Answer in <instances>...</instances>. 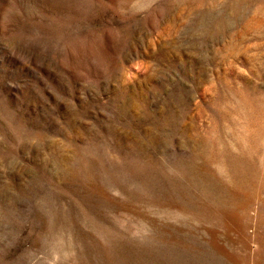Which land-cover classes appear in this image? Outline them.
Listing matches in <instances>:
<instances>
[{"label": "rangeland", "instance_id": "374dc122", "mask_svg": "<svg viewBox=\"0 0 264 264\" xmlns=\"http://www.w3.org/2000/svg\"><path fill=\"white\" fill-rule=\"evenodd\" d=\"M0 264H264V0H0Z\"/></svg>", "mask_w": 264, "mask_h": 264}, {"label": "bare ground", "instance_id": "6f19581e", "mask_svg": "<svg viewBox=\"0 0 264 264\" xmlns=\"http://www.w3.org/2000/svg\"><path fill=\"white\" fill-rule=\"evenodd\" d=\"M217 34V33H216ZM215 37V36H214Z\"/></svg>", "mask_w": 264, "mask_h": 264}]
</instances>
